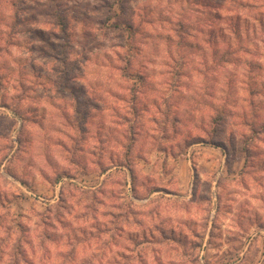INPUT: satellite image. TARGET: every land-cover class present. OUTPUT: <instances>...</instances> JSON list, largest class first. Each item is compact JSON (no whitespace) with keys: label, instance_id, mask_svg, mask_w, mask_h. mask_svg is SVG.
I'll list each match as a JSON object with an SVG mask.
<instances>
[{"label":"rangeland","instance_id":"374dc122","mask_svg":"<svg viewBox=\"0 0 264 264\" xmlns=\"http://www.w3.org/2000/svg\"><path fill=\"white\" fill-rule=\"evenodd\" d=\"M0 264H264V0H0Z\"/></svg>","mask_w":264,"mask_h":264},{"label":"crops","instance_id":"0c3cea01","mask_svg":"<svg viewBox=\"0 0 264 264\" xmlns=\"http://www.w3.org/2000/svg\"><path fill=\"white\" fill-rule=\"evenodd\" d=\"M116 171H119L121 172L124 176H127V181H128V184L130 185L131 184V172L129 170V168L125 165L123 166H120L119 164H113L111 163V166L110 167H107L105 171H99L98 173H96V176H97V181L95 182L94 184V188H99L100 186L103 185L104 181L103 179H105V175L106 173H114ZM194 170H193V173L189 175V181H190V188L191 186L194 188L190 189V193L188 195H183L181 190H178L177 188H179L180 184H179V181L177 180V184L175 183V180H172L170 179L171 177H174V174L173 173H167V178L166 180H162V183L158 184V185H153V186H150L151 189H147L145 191L144 194H137V190H136V194L135 195H132L133 191L131 192V195H130V199L131 200H139V201H142L143 203L140 204V208H146L148 206H151V205H155V217L153 220H155L156 223L158 222H164L163 219L161 218V215L159 213V209L160 208H163V206H166L165 205V201L166 200H169L173 203H176L178 204V197L180 199H184L185 201V204H186V207H184L185 209L189 210L190 207L192 208L193 206V203H194V196H195V193L197 192V181H198V178H194ZM173 175V176H172ZM188 181V180H187ZM62 182L60 181L59 183L56 184L55 186V190H54V193H55V196L58 198L59 196V192H60V188H61V184ZM123 192V191H122ZM123 194V193H122ZM171 197H177L176 200L172 199ZM119 199H124V201H129V199H127L126 196L121 195L119 197ZM133 203V202H132ZM133 205L135 206L136 204L133 203ZM136 207V206H135ZM214 218H215V214L212 212H208L207 216H206V223H205V227H204V233L205 234V238L204 240L206 239V237L208 238L209 237V232L211 231V229L213 228L214 226ZM173 229V228H172ZM171 232V230H170ZM207 232V233H206ZM207 241V240H206Z\"/></svg>","mask_w":264,"mask_h":264},{"label":"trees","instance_id":"16d2710c","mask_svg":"<svg viewBox=\"0 0 264 264\" xmlns=\"http://www.w3.org/2000/svg\"><path fill=\"white\" fill-rule=\"evenodd\" d=\"M55 16L57 17V25H59L60 27H63V25L65 24V21L63 20V18H61V15L57 12L55 14ZM238 35V33H237ZM129 139V137H127ZM126 151L125 154L126 157H124V163H122L123 165L127 166L131 172V191H133L132 195L136 194V185H135V172H134V168H133V163L130 160V156L132 149H133V145L132 143L127 142L126 144H124L123 146ZM104 169L101 168L100 171H102ZM101 189L99 188H95L92 191H90L91 193V198L90 200L92 201V206L91 209L93 211V218L95 220H97V216H98V212L100 211V207L104 206L105 209L103 211H101L102 213L106 212L108 217L106 222V227H101L100 225L95 226V229L97 230V232H103L105 231V233H107V235L110 236V232L114 231V230H119L121 227V225L123 224H127L130 222L129 217H132V212H135L134 208L135 206L133 205L132 201H124V199L119 200V204L114 205V203H112L111 205H105L103 203V201L99 198L98 194L101 192ZM97 215V216H96ZM123 223V224H122ZM103 224V223H101Z\"/></svg>","mask_w":264,"mask_h":264}]
</instances>
